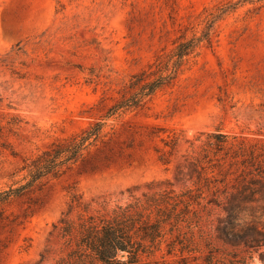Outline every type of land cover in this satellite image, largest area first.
Instances as JSON below:
<instances>
[{
	"label": "rangeland",
	"instance_id": "rangeland-1",
	"mask_svg": "<svg viewBox=\"0 0 264 264\" xmlns=\"http://www.w3.org/2000/svg\"><path fill=\"white\" fill-rule=\"evenodd\" d=\"M225 1L0 0V93L15 101L24 120L17 153L0 156V189L22 177L23 157L105 121L102 139L82 161L0 209V264H32L47 247L54 256L53 224L73 193L110 209L149 190H178L183 184L174 169L188 139L197 144L198 135L215 129L264 139V2L225 14L212 43L200 46L172 84L136 109L103 118L121 93L133 91L132 75L164 57L181 35L200 32L203 17ZM173 133L180 141L166 164L157 150L169 148L163 139ZM221 214L211 208L201 219L215 253L237 251L250 256L248 264H264L257 252L217 235ZM163 252L149 264H165ZM192 255L200 252L188 264ZM165 258L179 264L171 262L178 256Z\"/></svg>",
	"mask_w": 264,
	"mask_h": 264
},
{
	"label": "trees",
	"instance_id": "trees-1",
	"mask_svg": "<svg viewBox=\"0 0 264 264\" xmlns=\"http://www.w3.org/2000/svg\"><path fill=\"white\" fill-rule=\"evenodd\" d=\"M264 0H227L203 17L200 32L181 35L164 57L147 69L132 75L129 94L121 93L111 103L103 118L133 110L157 90L172 84L202 44L210 45L215 23L225 14L245 4ZM23 117L14 100L0 93V156L15 155L16 139L21 136ZM105 121L97 119L69 136L54 140L49 146L22 159V177L0 189V209L13 198L22 196L52 178H58L79 161L102 139ZM204 135V136H202ZM163 139L158 157L171 162L180 136L173 133ZM176 162L174 178L183 185L143 192L110 209L93 208L73 193L67 209L53 224L51 235L58 243L45 248L32 264H149L157 251L178 256L171 262L188 264H248L250 256L237 251L224 255L209 245L201 228L202 213L211 208L222 212L217 217V235L232 246L242 245L255 251L264 262V139L227 134L220 129L198 135ZM75 211L74 216L70 213ZM208 249L203 252L200 242ZM51 257V258H50ZM201 258L202 261L198 262Z\"/></svg>",
	"mask_w": 264,
	"mask_h": 264
}]
</instances>
